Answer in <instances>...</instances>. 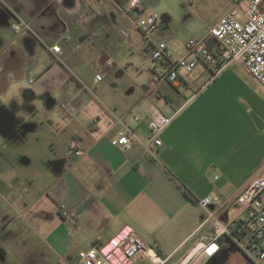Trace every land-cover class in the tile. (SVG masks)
<instances>
[{"label":"crops","instance_id":"0c3cea01","mask_svg":"<svg viewBox=\"0 0 264 264\" xmlns=\"http://www.w3.org/2000/svg\"><path fill=\"white\" fill-rule=\"evenodd\" d=\"M127 2L0 0V204L32 231L26 239L37 244L30 252L39 254V264H76L78 253L90 249L117 264H151L141 256L122 258L130 234L172 264L184 258L252 264L232 243L215 241L231 210L213 206L207 221L199 206L206 197L226 200L264 176V86L241 63L218 75L200 65L178 86L161 83L159 96L144 94L118 108L101 99L76 104L82 89L91 90L80 78L85 66L95 76L107 73L113 68L103 60L119 29L140 34L122 14ZM142 3L132 17L150 23ZM16 22H31L35 34L15 37ZM157 30L151 47L168 49ZM103 83L92 81L97 91ZM57 96L68 99L60 103L65 109L55 107ZM155 111L174 120L154 137L148 121ZM119 117L147 149L135 144L122 152L112 145ZM72 136L92 146L67 169L63 157Z\"/></svg>","mask_w":264,"mask_h":264},{"label":"built area","instance_id":"2783aa9c","mask_svg":"<svg viewBox=\"0 0 264 264\" xmlns=\"http://www.w3.org/2000/svg\"><path fill=\"white\" fill-rule=\"evenodd\" d=\"M232 8L221 17L218 23L209 30V33L200 39H191L184 44V55L175 58L174 53L167 48L151 47L148 49L155 64L150 84L145 87V94L158 95V86L169 83L178 86L185 76L192 74L200 65L212 70L218 75L225 68L235 62L241 63L252 77L264 86V0H232ZM140 4V0H128L127 7L122 9V14L135 26L142 37L149 40L153 32L160 25L158 18L150 23H143L132 17L133 12ZM15 37L24 34L34 35L31 22H16L13 25ZM119 34L129 38V34L119 29ZM104 65L112 69L114 63L106 60ZM159 68V70L157 69ZM103 76L97 74L96 82H101ZM65 109V104H60ZM136 123L141 118L133 111ZM174 120L161 111H155L148 121V128L155 137L161 134ZM118 127L112 138V145L122 152H128L135 144L147 149L137 136L135 129L126 120V117L116 118ZM91 144L84 138L72 136L68 138V149L63 157L67 169H71L79 159L84 157L91 148ZM60 205V201H56ZM200 208L207 214V221L213 217L211 207L217 206L218 210H234L232 218L215 241L224 240L232 243L238 251L252 264H261L264 261V176L258 175L243 184L231 197L221 200L219 197H206L199 202ZM61 217L72 225L76 218L67 209L60 208ZM123 240V237L121 238ZM126 245L122 258L129 260L137 256L147 258L151 264H172L169 257H163L154 249L147 248L135 235L130 234L125 238ZM204 249L198 253L203 255ZM118 260V259H117ZM116 261L101 259L96 249L80 251L76 264H117ZM192 260L184 258L173 264H191Z\"/></svg>","mask_w":264,"mask_h":264},{"label":"rangeland","instance_id":"374dc122","mask_svg":"<svg viewBox=\"0 0 264 264\" xmlns=\"http://www.w3.org/2000/svg\"><path fill=\"white\" fill-rule=\"evenodd\" d=\"M232 6V0H143L141 7L148 11L152 19H159L160 27L156 33L161 32L166 47L172 50L177 58L184 55V44L187 41L206 36ZM124 30L131 37L117 35L118 39H115L114 45L103 60H109L115 65L109 72L100 73L104 78L105 87L99 91L93 87L92 81L96 72L92 65L85 66L84 75L80 78L91 90L82 89L83 95L76 99L79 106H84L87 100L101 99L107 105L118 108L129 99L134 100L145 94L144 87L150 84L155 71L151 52L146 50L152 36L146 40L129 26ZM157 69L159 70L158 67ZM61 97L54 98L55 107L62 102L68 103V99ZM137 113L140 115L138 110ZM235 212L236 209L232 210L231 215ZM1 218H4V222L3 219L0 221V264H12V261L17 264L24 258L27 260L26 264H39V254L30 252L35 243L26 239L27 233L32 231L28 228L22 229L23 219L17 213L11 212L8 204H0ZM23 234L25 237L21 238Z\"/></svg>","mask_w":264,"mask_h":264}]
</instances>
